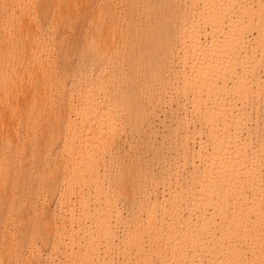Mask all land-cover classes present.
Masks as SVG:
<instances>
[{
	"label": "bare ground",
	"instance_id": "1",
	"mask_svg": "<svg viewBox=\"0 0 264 264\" xmlns=\"http://www.w3.org/2000/svg\"><path fill=\"white\" fill-rule=\"evenodd\" d=\"M0 264H264V0H0Z\"/></svg>",
	"mask_w": 264,
	"mask_h": 264
},
{
	"label": "rangeland",
	"instance_id": "2",
	"mask_svg": "<svg viewBox=\"0 0 264 264\" xmlns=\"http://www.w3.org/2000/svg\"><path fill=\"white\" fill-rule=\"evenodd\" d=\"M157 125V124H156ZM158 126V125H157ZM159 129V128H158Z\"/></svg>",
	"mask_w": 264,
	"mask_h": 264
}]
</instances>
